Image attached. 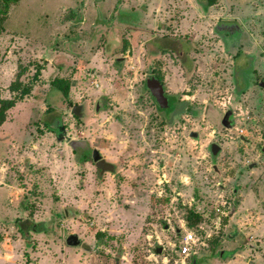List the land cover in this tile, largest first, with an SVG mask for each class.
<instances>
[{"label":"rangeland","instance_id":"1","mask_svg":"<svg viewBox=\"0 0 264 264\" xmlns=\"http://www.w3.org/2000/svg\"><path fill=\"white\" fill-rule=\"evenodd\" d=\"M207 3L19 0L0 17V99L42 69L0 125V264H264V0ZM83 140L116 171L82 162Z\"/></svg>","mask_w":264,"mask_h":264},{"label":"water","instance_id":"2","mask_svg":"<svg viewBox=\"0 0 264 264\" xmlns=\"http://www.w3.org/2000/svg\"><path fill=\"white\" fill-rule=\"evenodd\" d=\"M151 84V93H152V98L153 100L157 103V105L161 108V109H165L169 107V101L168 98L165 94V90L163 85L158 81L155 80L153 81ZM261 87L264 88V82L260 83ZM83 108L81 106H76L73 109V112L76 116H78L79 118L82 117L83 113H82ZM231 111L227 112L222 120V125L226 128H231L232 127V123H231V119H230V115H231ZM198 135L196 133L192 134V137L196 138ZM242 140H245L244 137H242ZM91 148V146L89 145V143L85 140L83 141H78L77 142V156L82 157V155L86 152L89 151ZM211 151L212 154L214 156L218 155V153L221 151V147L218 146L217 144H212L211 145ZM93 158L94 161L97 162V166H98V172L102 175L104 173H114L116 171V165L106 161V159H104L101 155V153L98 150H94L93 151ZM254 165H251L250 168H253ZM66 243L68 246L70 247H80L83 250L87 251V252H91L94 251L95 249L86 244L83 243L79 237L77 235H70L67 240ZM257 246H259V243L257 244ZM193 264H197L196 261L193 262Z\"/></svg>","mask_w":264,"mask_h":264},{"label":"trees","instance_id":"3","mask_svg":"<svg viewBox=\"0 0 264 264\" xmlns=\"http://www.w3.org/2000/svg\"><path fill=\"white\" fill-rule=\"evenodd\" d=\"M19 0H4L5 3V11L0 10V17L3 15L8 14L9 8L12 3L17 4ZM216 4V0H208L207 7H211ZM2 33V27L0 26V36ZM41 67H37L35 74L33 75V79L26 83L23 81V76L26 75L28 68L27 67H21L19 69V72L16 74V79L11 83L9 90L12 93H15L16 96L12 99H0V125H2L5 120L7 113L13 109L18 102L22 101L25 99L26 96L31 94L34 88V82L39 78L41 74ZM156 80H158L160 83L163 82V79L160 74L155 75ZM52 86L56 88L59 92L62 93V95L67 99L69 98V93L71 89V83L67 79L63 78H55L52 82ZM244 92V91H243ZM186 104V103H185ZM188 104V103H187ZM84 158L81 159L82 162L87 160V154H84ZM190 226H193V223H190ZM98 237H102V233H97Z\"/></svg>","mask_w":264,"mask_h":264},{"label":"flooded vegetation","instance_id":"4","mask_svg":"<svg viewBox=\"0 0 264 264\" xmlns=\"http://www.w3.org/2000/svg\"><path fill=\"white\" fill-rule=\"evenodd\" d=\"M239 28L238 27H223V31L221 30V28H220V30H221V32H224V33H227V35L228 36H232V35H234L235 34V32L238 30ZM220 32V33H221ZM162 85H163V87L165 88V85L163 84V83H161ZM149 92H150V95L152 96V93H151V90H149ZM165 94H166V96L168 97V94H167V91H166V88H165ZM232 112V111H231ZM233 118H234V116H233V112L231 113V115H230V121H231V123L233 124ZM93 149H91L90 151H89V153L87 152V155H89L90 153H91V156H92V159H93V163L97 166L98 164H97V162L96 161H94V156H93ZM105 159V158H104ZM97 169H98V166H97ZM191 264H193V262L191 263Z\"/></svg>","mask_w":264,"mask_h":264},{"label":"built area","instance_id":"5","mask_svg":"<svg viewBox=\"0 0 264 264\" xmlns=\"http://www.w3.org/2000/svg\"><path fill=\"white\" fill-rule=\"evenodd\" d=\"M182 255H184L187 259L190 256V249L188 247H185L182 250ZM182 264H187L186 260H183Z\"/></svg>","mask_w":264,"mask_h":264}]
</instances>
